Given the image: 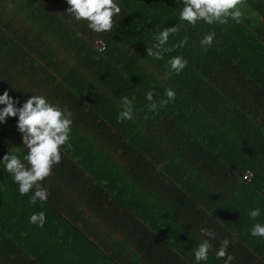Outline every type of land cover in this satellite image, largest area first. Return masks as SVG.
I'll use <instances>...</instances> for the list:
<instances>
[{"label": "trees", "instance_id": "1", "mask_svg": "<svg viewBox=\"0 0 264 264\" xmlns=\"http://www.w3.org/2000/svg\"><path fill=\"white\" fill-rule=\"evenodd\" d=\"M119 2L113 30L94 33L64 11L66 0H0V91L20 100L25 91L42 93L66 106L73 121L71 148L45 178L61 194L29 205L31 190L21 196L0 171V264H47L44 254L64 245H85V264H195L198 239L191 235L201 227L216 232L208 264H222L214 258L222 237L233 261L247 254L264 264L262 252H247L240 228L248 209L264 204V24L249 30L246 14L240 23L178 22L183 27L169 42L185 34L188 42L155 60L144 54L145 43L175 22L177 0ZM246 2L264 19V0ZM208 30L215 36L203 50L199 39ZM177 53L188 60L178 75L165 64ZM165 87L175 100L149 111L144 93L151 89L158 100ZM121 96L133 98L134 116L118 123ZM15 120L0 124V155L9 144L22 147ZM165 121L173 125L168 131ZM166 135L171 144L162 146ZM114 158H123L119 171ZM246 171L250 182L242 179ZM136 185L152 191L141 198L149 208L138 202ZM41 209L43 226L28 223ZM87 220L99 225L88 228ZM102 227L110 229L106 245L97 234ZM42 232L46 242H39Z\"/></svg>", "mask_w": 264, "mask_h": 264}, {"label": "clouds", "instance_id": "2", "mask_svg": "<svg viewBox=\"0 0 264 264\" xmlns=\"http://www.w3.org/2000/svg\"><path fill=\"white\" fill-rule=\"evenodd\" d=\"M179 8L176 12L175 22L168 26H162L151 34L146 42L145 53L155 60L164 59L165 53H172L178 47H183L189 40L187 34L177 42H169L170 36L175 37L183 27L187 25L195 27L201 25L226 24L229 20L240 23L242 18L241 0H177ZM64 11L75 21H84L86 27L94 32H111L120 17L121 3L119 0H66ZM171 18V17H169ZM215 32L208 30L201 33L199 44L203 50L212 46ZM98 52L103 48H97ZM168 73L180 74L188 64L183 55L177 53L169 55L165 60ZM14 89V88H13ZM30 93L23 100L9 94L5 88L0 91V124L5 118L15 116V130L20 134L22 147H10L0 155V171L8 173L13 183L17 186V192L24 196L31 190L28 197L29 205L44 202L48 198V187L44 182L51 174L52 166L61 161L62 151L71 148L70 132L73 121L71 112L66 106L54 102L42 93ZM148 102L147 109L157 111L175 100L176 93L171 87H165L163 97L153 99L152 90L144 93ZM134 116L133 98L120 97V109L117 112V122L132 120ZM248 177L246 176L245 179ZM249 219L253 223L248 228L251 237L264 238V222L256 220L261 215V208L257 205L247 211ZM45 220L44 211H33L28 216V223L42 227ZM199 239L192 248V259L195 264H208L211 250V239L216 237L214 229L201 227ZM236 236H232L234 241ZM229 238L222 237L214 252V258H223L222 264H230L233 256L227 251Z\"/></svg>", "mask_w": 264, "mask_h": 264}, {"label": "crops", "instance_id": "3", "mask_svg": "<svg viewBox=\"0 0 264 264\" xmlns=\"http://www.w3.org/2000/svg\"><path fill=\"white\" fill-rule=\"evenodd\" d=\"M250 11L251 12L246 13L245 16H246L247 19H249L251 24H250V26L248 24V26H246V27L249 28V30H251V29L256 30L257 27H259V25H263L264 24V19L262 17H260L255 11H252V10H250ZM162 123H163V126H165L167 128V131H168L169 128L171 129L172 126H173L172 123H169L168 121H165V122H162ZM159 125H160V123L157 122L156 128L154 127V129L158 130L159 129ZM161 141H164V145L160 144L162 146H165L166 143H167V145L171 144V139L169 140L168 135L165 136V139H161ZM108 151H109V153H111L110 150H108ZM162 153L165 154V156H169L170 158H172L174 152H172L170 154H168L166 152L165 153L162 152ZM114 155H116V154L114 153ZM262 158L264 159V156H262ZM114 159L116 160V161L114 160L116 162L114 167L119 171L118 164L121 162V160L123 158H121L119 160L116 159V158H114ZM263 167H264V164H263ZM252 177H253V174H252ZM44 183L48 186V192H50L52 194H58V193L61 194L62 193V191L55 190V188L53 186V183L50 180H45ZM144 190L145 189L143 188V186L136 185L135 195H136V197L138 199V202H140V205L143 206V204H144V207H142V209L143 208H149L148 205H146V202H150V201L149 200L141 201V198H143V196L146 194V192L148 190H149L148 193H150V192L152 193V191L150 189H148L147 191H144ZM166 204H168V202ZM165 206L169 207L167 205H165ZM260 207H261V210H262V213H261L262 215H260L258 218H256V220L264 222V217H263L264 216V204L262 203ZM140 209L138 208V210H140ZM164 214L168 215V213L166 211H164ZM165 218H168V217L165 216ZM84 220H86V219H84ZM169 223L170 222H167L166 225L167 224L169 225ZM252 223H253V220L249 219V217L247 216V223L240 225L241 231L246 234L247 239L250 241L249 245L245 246V249L247 250V252L248 251H252V250H259V253L262 252L263 256H264V238L251 237V236L248 235V228L251 226ZM86 224H87L88 228H94L95 226H97V224L99 225V222L98 221H94L93 222V220H87ZM229 230H232L235 233V231H234V229H232V227ZM43 233L44 232H42L41 235L38 236L39 242H43L47 238V234H43ZM105 233H106V237H105ZM97 234L99 235V237L103 236L102 238L105 239V245H106V238L109 239V237H110V229H108V227H102L101 231H99V232L97 231ZM193 234L194 235H191V237L193 239L197 238L199 240V239L202 238L200 236L199 232L197 234L196 233H193ZM112 238H113L114 241H116L117 239H120V236L118 238L117 235H113ZM69 239H71V238H69ZM105 245H104V247H105ZM42 247L44 248L45 245H42L40 248H42ZM60 248H62V249H59L60 250L59 253H56L55 251L54 252L50 251L47 256H46V254H44L45 258H44V260H42V262L44 263V261H48L47 264H85V261H88V260L91 259L90 256H88L86 254L87 247H85V245H82V246L78 245V246H75V248H69L66 245H64L63 247H60ZM111 248H116V246H112L111 247V245H110V248L108 247V249H111ZM79 257H84V258L77 259ZM248 257L251 258V256L246 254V257H245V259L243 261H239V260L238 261H233L232 260L230 262V264H238V262H239V264H254V263H256V262L251 261ZM237 258H239V257L237 256Z\"/></svg>", "mask_w": 264, "mask_h": 264}, {"label": "built area", "instance_id": "4", "mask_svg": "<svg viewBox=\"0 0 264 264\" xmlns=\"http://www.w3.org/2000/svg\"><path fill=\"white\" fill-rule=\"evenodd\" d=\"M95 44L99 47V48H103V42L101 41V40H96L95 41ZM248 177L247 179H245V177ZM251 178H252V172L251 171H246L243 175H242V179L243 180H246V181H249V180H251Z\"/></svg>", "mask_w": 264, "mask_h": 264}, {"label": "rangeland", "instance_id": "5", "mask_svg": "<svg viewBox=\"0 0 264 264\" xmlns=\"http://www.w3.org/2000/svg\"><path fill=\"white\" fill-rule=\"evenodd\" d=\"M241 10H242V13L243 15H245L246 13L248 12H251L250 10V5L246 2V0H241Z\"/></svg>", "mask_w": 264, "mask_h": 264}]
</instances>
